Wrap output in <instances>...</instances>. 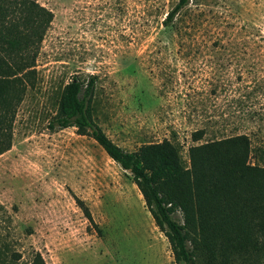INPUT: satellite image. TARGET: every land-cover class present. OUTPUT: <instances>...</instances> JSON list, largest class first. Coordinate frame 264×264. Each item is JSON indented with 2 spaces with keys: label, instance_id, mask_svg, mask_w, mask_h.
I'll return each instance as SVG.
<instances>
[{
  "label": "rangeland",
  "instance_id": "rangeland-1",
  "mask_svg": "<svg viewBox=\"0 0 264 264\" xmlns=\"http://www.w3.org/2000/svg\"><path fill=\"white\" fill-rule=\"evenodd\" d=\"M38 2L54 20L0 156V264L36 253L46 264H176L132 175L91 136L49 124L76 78L125 152L167 139L189 166L190 147L246 134L264 167V0H186L172 19L180 0Z\"/></svg>",
  "mask_w": 264,
  "mask_h": 264
},
{
  "label": "trees",
  "instance_id": "trees-1",
  "mask_svg": "<svg viewBox=\"0 0 264 264\" xmlns=\"http://www.w3.org/2000/svg\"><path fill=\"white\" fill-rule=\"evenodd\" d=\"M38 1L0 0V156L12 149L17 110L34 86L37 56L54 20ZM185 6L180 0L167 19ZM94 85L92 78L86 91ZM82 91L76 78L66 86L50 129L76 127L132 175L176 264H252L255 256L264 261V167L251 162L248 135L190 147L189 166L167 139L125 152L95 125L91 97L86 101ZM204 135L196 132L193 140ZM77 202L94 223L84 202ZM177 209L183 223L174 218ZM29 264L46 262L36 253Z\"/></svg>",
  "mask_w": 264,
  "mask_h": 264
}]
</instances>
